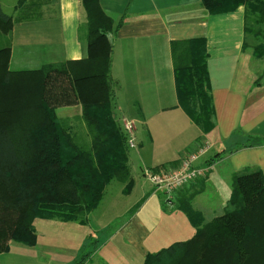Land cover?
Returning <instances> with one entry per match:
<instances>
[{"label":"crops","instance_id":"obj_1","mask_svg":"<svg viewBox=\"0 0 264 264\" xmlns=\"http://www.w3.org/2000/svg\"><path fill=\"white\" fill-rule=\"evenodd\" d=\"M100 5L116 23L124 20L112 53L117 111L146 128L144 136L136 133V154L129 159L133 187L127 193L120 187L111 200V182L87 224L37 219L36 244L9 241L0 264H146L150 254L194 236L195 227L177 206L180 198L191 197L208 222L229 207L236 174L254 169L264 174V56L254 55L258 41L246 37L245 6L209 14L201 0H100ZM28 9L14 23L10 69L87 56L81 0H33ZM191 38L206 40L216 112L208 133L178 100L171 42ZM61 109L67 118L81 116L80 105ZM206 142L211 148L198 161L209 168L206 175L178 189L172 201L151 188L145 171L176 167ZM121 195L123 210L110 214L109 202ZM106 200V210L100 209Z\"/></svg>","mask_w":264,"mask_h":264},{"label":"trees","instance_id":"obj_2","mask_svg":"<svg viewBox=\"0 0 264 264\" xmlns=\"http://www.w3.org/2000/svg\"><path fill=\"white\" fill-rule=\"evenodd\" d=\"M32 2L18 0L17 16L5 13L0 3V253L9 250L11 240L36 244L37 219L87 224L111 181L126 183L127 191L133 184L111 75L114 35L124 20L116 23L100 0H81L87 56L12 70L14 23L28 14ZM201 5L209 14L245 6L246 37L258 41L254 55L264 56V0H201ZM171 50L179 104L208 133L216 112L206 40H173ZM74 105L81 106L77 118L87 127L88 146L71 118L58 114ZM177 206L195 227L194 236L150 254L146 264H264L261 169L236 174L229 207L208 222L191 197L180 198Z\"/></svg>","mask_w":264,"mask_h":264},{"label":"built area","instance_id":"obj_3","mask_svg":"<svg viewBox=\"0 0 264 264\" xmlns=\"http://www.w3.org/2000/svg\"><path fill=\"white\" fill-rule=\"evenodd\" d=\"M120 121L127 133L129 147H137L135 122L126 117L120 118ZM210 148L211 143L206 142L197 151L185 157L178 166L162 170H147L145 175L159 189L164 190L168 200L172 201L178 189L207 174L209 168L200 166L198 161L206 155Z\"/></svg>","mask_w":264,"mask_h":264},{"label":"rangeland","instance_id":"obj_4","mask_svg":"<svg viewBox=\"0 0 264 264\" xmlns=\"http://www.w3.org/2000/svg\"><path fill=\"white\" fill-rule=\"evenodd\" d=\"M2 1V3H3V8H4V11L6 12V13H8V14H12L13 13V10H14V8H15V4L18 2V0L16 1V0H1ZM14 14L16 15L17 14V11L15 12V10H14ZM250 37V36H249ZM117 96V95H116ZM64 111H65V109H61L60 111H58V113H59V115L61 116V117H65L66 119H67V116H65L64 115ZM76 109H73V113L72 114H76ZM115 112L117 113V118L118 119H120V118H122L120 115H119V113H118V111H117V108H115ZM125 114H127V113H125ZM134 114V112L133 111H130V115H133ZM77 117H79L80 118V116L79 115H77L76 116V118L75 117H68V118H71V120H72V124L75 126V128L79 131V133H80V135H82V137L83 136H85L86 135V126H85V123H84V121L83 120H80V119H78ZM120 121V120H119ZM135 125H136V123H135ZM136 127H137V130H136V133H137V135L139 134V137H140V135L141 136H144L145 135V130H146V128L144 127V126H142V125H140V124H137L136 125ZM83 139V138H82ZM88 139V140H87ZM143 139H144V137H143ZM84 141H82V144H84L85 146H88L89 144H90V138H86V136L84 137V139H83ZM136 148V147H135ZM135 148H130V156L131 157H134L135 156V151H136V149ZM138 166V165H137ZM112 182V184H111V191H110V196L109 197H111V200L113 199V197H114V192H118V190L120 189V187H122L123 188V192H125V193H127V190H126V183H124V182H122V181H119V180H113V181H111ZM110 182V183H111ZM109 183V184H110ZM150 184V186L151 185H153V187H154V184H152L151 182H149ZM108 184V185H109ZM107 185V186H108ZM107 186H106V188H107ZM156 186V185H155ZM133 187V184H132V186H131V188ZM157 187V186H156ZM151 188H152V186H151ZM106 190V189H105ZM164 191V190H163ZM165 192V191H164ZM166 194V193H165ZM163 195L164 196V198L165 197H167V194L166 195ZM121 197H122V199L121 200H118V201H116V202H113V201H111V202H109L110 204H109V213L110 214H112L113 212H114V214H116L117 213V209L118 210H120V211H122L123 210V201H124V199L123 198H125L126 196L125 195H121ZM110 199V198H109ZM108 201L109 200H106V202H105V204H104V206H102L100 209H103V210H106V207H107V205H108ZM169 204L168 203H166V210H168L169 209ZM100 210H98V212L97 213H100L99 212ZM113 214V215H114ZM112 215V216H113ZM121 220V219H120ZM114 226V225H113Z\"/></svg>","mask_w":264,"mask_h":264}]
</instances>
